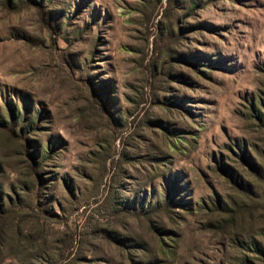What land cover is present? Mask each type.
Instances as JSON below:
<instances>
[{
  "label": "rangeland",
  "instance_id": "374dc122",
  "mask_svg": "<svg viewBox=\"0 0 264 264\" xmlns=\"http://www.w3.org/2000/svg\"><path fill=\"white\" fill-rule=\"evenodd\" d=\"M43 1L53 19L0 0V113L39 114L31 145L52 147L38 183L0 131V264H264L237 246L264 249L237 148L264 162V0ZM220 155L259 202L232 221Z\"/></svg>",
  "mask_w": 264,
  "mask_h": 264
},
{
  "label": "trees",
  "instance_id": "16d2710c",
  "mask_svg": "<svg viewBox=\"0 0 264 264\" xmlns=\"http://www.w3.org/2000/svg\"><path fill=\"white\" fill-rule=\"evenodd\" d=\"M9 4L14 5L17 4L18 1L22 3H34L38 9H42L46 14H48L49 18L53 19V13L54 11L49 10L48 7H46L43 0H6ZM195 4V3H193ZM196 5V4H195ZM183 60V59H182ZM258 104L264 108V98L258 97ZM8 114L7 117L3 116V114L0 113V131L3 132L7 137H9L10 140H21L24 141V148L26 151L27 157L32 161V165H35L33 167L34 171V179L38 183H42L44 179H42L41 175L37 172L35 173V169H37L39 166L42 165L44 162L43 159H45L46 156L49 155L50 151L52 150V147L50 145L47 146V149L41 153L40 150L37 149V147H33L31 144V138L29 137L30 132L28 130L32 127V131L37 130L38 121L40 120L39 114H37L35 121L28 118L23 114V116H20L19 110H16L12 107H7ZM250 113L252 114V117H254L256 120L259 121L260 124L264 125V114H261L259 111L257 104L255 102L250 103L249 106ZM7 113V110H6ZM241 151V161L242 165H239V169L243 170L249 177L254 179L255 181L264 184V172L262 169V165H264V162H257L255 161L250 154L247 153L246 148L242 144L240 147H237ZM228 157H223L220 155V158L217 160L218 163V169L223 173L222 175L227 179V183L231 185L233 190L239 194V198L242 200L240 201H234L230 200V202L216 199L214 200L215 203H213V211L217 212L218 214L225 215L228 217L227 221H232L235 217L238 215L244 213L247 209L250 208L248 206V203H251L252 206H259V202L254 200V191L248 183L245 178L241 175L240 171L233 168L230 164H227ZM37 165V166H36ZM38 178H37V176ZM11 197L4 192L2 189V185L0 182V224L2 225V221L5 214L8 212H11ZM170 196L169 194H165L163 199V206L170 205ZM248 201V202H246ZM243 202H246L243 204ZM161 204L155 205L153 209H160ZM7 215V214H6ZM237 246L244 250L249 251L251 253L256 254L264 263V249L259 246L256 242H245L241 241L237 243ZM241 264H255L251 259L244 257L241 260Z\"/></svg>",
  "mask_w": 264,
  "mask_h": 264
}]
</instances>
